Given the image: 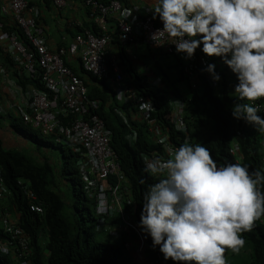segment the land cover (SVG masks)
<instances>
[{"label":"trees","instance_id":"obj_1","mask_svg":"<svg viewBox=\"0 0 264 264\" xmlns=\"http://www.w3.org/2000/svg\"><path fill=\"white\" fill-rule=\"evenodd\" d=\"M77 30L83 32L82 28ZM3 31L22 36L15 26L5 25ZM90 31L98 34L95 30ZM111 35L112 44L117 47L123 84L130 92L152 103L154 110L151 118L163 129L162 134L170 148L185 141L192 144L201 142L220 162H240L247 164L250 170H264V135L231 116L234 77L228 73V67L222 70L216 68L221 76L218 84L222 86L218 91L212 88L215 85L206 79L199 67H195L194 73L200 77L195 78L199 84L195 88L190 84L193 74L183 69L184 61L169 52L148 50L147 55L151 54L147 56L150 72L162 84L158 87L151 76L143 74L133 63L128 54L131 45L121 44L117 31ZM171 55L174 66L163 67L158 63L157 56L164 59ZM9 57V54L5 55L4 60L10 63ZM75 73L80 79L85 74L98 83H110L98 81L82 67ZM24 81L44 90L39 79L25 78ZM181 83H184L185 88L178 86ZM87 99L99 102V108L90 109L89 116L95 114L103 121L110 136V146L117 155L121 176L112 174L106 180L109 187L121 185L117 193L122 196V203L119 207L115 205L108 191L110 214L99 213L96 193L87 189L79 172L77 160L80 154L74 153L66 143H56L53 136H45L31 124L14 117L11 127L25 141L33 144L35 149L32 151L26 146L7 149L0 140V170L9 193L0 200V243L14 244L13 251L9 253L0 250V264H141L131 255L140 246L139 239L142 236L136 225L143 193L157 179L143 171L145 164L141 155L162 157L165 156L164 150L158 140L152 138L154 135L149 124L140 120L138 109L126 104L124 98H118L110 86L105 89L87 86ZM176 101L183 104L182 128L176 127ZM259 104L263 106L261 115L264 116V102ZM86 118L88 116L84 115ZM133 132H136L134 140L131 139ZM234 144L239 149L237 153L231 154L230 149ZM41 147L46 150L58 149V160L47 151L40 150ZM59 181L67 185L65 191L58 186ZM103 181L100 180L101 183ZM123 186L128 188L129 196L124 195ZM30 195L35 197L33 205L42 209V215L31 210ZM5 219L20 229L26 238L6 232L3 225ZM244 237L247 244L239 254L226 251V264H264V218L257 221L256 227L245 233ZM23 241L27 244L24 249L16 246L22 245ZM144 246V254L149 261L172 264L171 261L163 260L158 249L151 248L150 238L144 239ZM20 255L22 259H18Z\"/></svg>","mask_w":264,"mask_h":264},{"label":"clouds","instance_id":"obj_2","mask_svg":"<svg viewBox=\"0 0 264 264\" xmlns=\"http://www.w3.org/2000/svg\"><path fill=\"white\" fill-rule=\"evenodd\" d=\"M149 3L147 12L162 24L151 39L156 42L159 35L170 41L156 45H174L185 61L193 59L198 49L206 57L219 58L234 77L232 118L264 135V116L258 106L264 102V0ZM201 71L214 83L221 80L214 63ZM140 107L150 109L152 104L141 102ZM144 164L143 171L157 179L143 193L136 227L144 238L140 236L138 248L145 251L144 239L150 238L151 248L158 249L164 261L226 264V251L239 254L247 244L244 234L264 218V170L260 168L220 162L203 143L188 141Z\"/></svg>","mask_w":264,"mask_h":264},{"label":"built area","instance_id":"obj_3","mask_svg":"<svg viewBox=\"0 0 264 264\" xmlns=\"http://www.w3.org/2000/svg\"><path fill=\"white\" fill-rule=\"evenodd\" d=\"M6 1L8 2V10L12 14L13 26L19 29L22 34L20 37L14 34H5L9 46V56L19 62L21 75L32 80L39 79L44 86V90H40L36 86L32 87L29 93L20 99L16 117L31 124L43 135L53 136L56 143H66L74 153L80 154L77 160L79 172L87 189L96 193L97 211L101 214H110L108 191L116 202L115 205L119 207L122 203V196L117 193V190L121 185L114 188L109 187L106 179L112 174L121 176V173L119 163L116 161L117 155L110 146V136L103 121L95 114L89 116L90 109L99 108V102L87 99V89L84 82L66 65V49L59 47L55 51H50L47 48L43 31L36 21L37 10L29 6L25 0ZM48 1L59 12L69 6V0ZM83 3L89 11V16L101 20L106 18L114 20L115 31L118 32V41L123 45L134 46L141 43L162 53H173L177 58L184 61V71L193 74V76L196 75L194 73L195 67H199L201 71L207 63L212 61H217L218 65L224 69L227 67L219 58L206 57L199 49L193 59L185 61L175 52L174 45L157 46L156 42L170 41L166 36L162 38L159 35L155 37L156 42L151 39L152 33L156 29L162 28V24L158 19L153 20L151 13L147 12L150 4L143 5L139 0H83ZM130 14L132 15L129 16ZM75 22L73 23L75 27L80 26V23ZM3 27L4 25L0 21V32H3ZM112 41L113 37L108 32L95 35L90 30H84L75 36V45L71 46L70 51L71 53L77 51L80 66L85 72L100 82L110 81L118 85V98H124L126 104H131L133 108L138 109L140 120L149 124L150 131L158 138L157 140L162 145L166 156L170 146L162 134L163 129L158 126L155 119L151 118L154 107L152 105L150 109H141L140 103L147 102V100L138 97L134 92H130L128 87L123 84V75L119 70V58L117 54L109 51ZM206 74L214 85L210 75ZM174 105L177 106L174 114L177 118L176 127L182 128L181 107L183 104L176 101ZM258 106L261 110L263 109L261 104L258 103ZM84 115H87L88 118L84 119ZM133 134L136 137V132ZM238 149V146L234 144L230 153H237ZM141 157L145 162L146 159L157 157V155L150 157L141 155ZM101 179H104L102 183L100 182ZM123 188L124 195L129 196L128 188L125 186ZM4 194L9 193L4 186L0 170V200L5 198ZM29 197L32 200L31 210L42 215V209L33 205V201L36 200L35 197L33 195ZM3 225L6 232L26 238L25 235H22L21 230L15 228L7 219L3 220ZM13 245L7 242L0 243V250L3 253H9L13 251ZM26 245V242L23 241L22 245L16 246L24 249ZM18 259H22L21 255ZM22 264L27 263L22 262Z\"/></svg>","mask_w":264,"mask_h":264},{"label":"crops","instance_id":"obj_4","mask_svg":"<svg viewBox=\"0 0 264 264\" xmlns=\"http://www.w3.org/2000/svg\"><path fill=\"white\" fill-rule=\"evenodd\" d=\"M29 6L35 8L38 12L37 16V23L39 27L43 31V35L46 40L47 48L50 51H55L59 47H64L67 51V62L68 66L75 70L76 72H79L80 70V62L78 59V54L71 53L70 48L72 45H75V36L81 31H78L77 28H82L84 30H95L96 33H116V27L115 22L111 18H106L105 20H101L95 17H91L88 14V9L84 6L83 0H69V6L65 8L64 10H61L60 12L55 9V7L52 5V3L48 0H25ZM143 5H149V0H139ZM8 2L6 0H0V21L7 26H13V18L11 12L8 10ZM80 23V26L75 27L73 25L74 22ZM75 22V23H76ZM87 24V25H86ZM6 32H0V140L2 142V145L4 148L7 149H18L21 147H28L35 149V146L28 141H25L22 137H20L19 134L15 132V130L11 127L12 118L17 116V107L20 105V99L25 97L27 93H29L30 89L32 87H35V85L30 84L27 81H24L25 77L20 74L21 66L19 62H16L11 56L9 57L11 62H7L4 60L5 55H8V42ZM138 46H143L144 48L148 50L154 51L153 49L148 48L144 44H136L132 45L136 50H138ZM78 50V49H77ZM110 51L113 54H117V47L115 44H110ZM174 55L173 53H171ZM151 55V54H150ZM149 55V56H150ZM171 55V57H173ZM148 56V55H147ZM133 63L136 65L140 64L142 66V72L143 74L146 73L147 75L151 76L153 78V83L157 84L158 87L162 86L161 81L159 78H157L153 73L150 72V66H148L149 59L145 61L144 59L141 60L140 56L135 55L133 57ZM136 58V59H135ZM211 63H214L216 65V68L218 70H222V67H220L217 63V61H212ZM172 65V64H169ZM175 65V62H173V66ZM175 70V69H174ZM74 71V72H75ZM176 71V70H175ZM178 72V71H177ZM202 72V71H200ZM199 72V73H200ZM206 79L207 74L206 72H203ZM218 73V72H217ZM191 80L190 84L195 88L199 87V84L196 83L195 78L196 76L199 77L198 73H195ZM22 83H19V79ZM82 81L84 82L86 89L87 86H97L98 88L105 89L107 86H110L114 94L117 93L118 85L110 82L112 85H106L102 83H98L91 79L88 75L83 74L82 75ZM197 77V78H198ZM200 78V77H199ZM215 90L222 89L221 84L214 83ZM105 86V87H104ZM107 91H109L107 89ZM133 92V91H132ZM164 133V132H163ZM153 139L157 140V137L153 133ZM32 147H31V146ZM240 154V151H239ZM58 186L63 190H66V184L62 182L57 183ZM139 244L142 246V240L139 239ZM139 246V247H140ZM138 254L132 253V256L135 259V256H143L148 263L156 264L155 262H150L145 257V251L137 248ZM136 260V259H135Z\"/></svg>","mask_w":264,"mask_h":264},{"label":"rangeland","instance_id":"obj_5","mask_svg":"<svg viewBox=\"0 0 264 264\" xmlns=\"http://www.w3.org/2000/svg\"><path fill=\"white\" fill-rule=\"evenodd\" d=\"M128 54L130 55V58H132V59H134L133 57L135 56V55H137V56H140V58H141V60H145V61H147V49L146 48H144L143 46H138V50H136L135 51V49L133 48V47H131V48H129L128 49ZM132 56V57H131ZM149 57V56H148ZM136 59V58H135ZM157 59L160 61V62H158L161 66H163V67H166V65H169V64H172L173 65V62H174V59H173V57H168V58H164V59H161V56H157ZM142 66L140 65V64H138L137 65V69L139 70V71H142ZM178 86L179 87H181V88H185V85H184V83L182 84H178ZM31 146V145H30ZM33 146V145H32ZM31 146V147H32ZM43 148V149H42ZM32 151L34 150L33 148H30ZM40 150H42L43 152H45V151H47V153L49 154V155H52L54 158H56L57 160H58V156L60 155V153H59V151H58V149H55V150H52V149H49V150H46L45 149V147H41V149ZM63 191H65V189H63ZM135 253H134V255L135 254H138V249H136L135 251H134ZM131 255H132V253H131ZM144 264V263H143ZM149 264H151V263H149Z\"/></svg>","mask_w":264,"mask_h":264},{"label":"water","instance_id":"obj_6","mask_svg":"<svg viewBox=\"0 0 264 264\" xmlns=\"http://www.w3.org/2000/svg\"><path fill=\"white\" fill-rule=\"evenodd\" d=\"M135 259H136L135 261H137V262H139L141 264L148 263V261L143 256H141V255H139L138 257L135 256Z\"/></svg>","mask_w":264,"mask_h":264}]
</instances>
